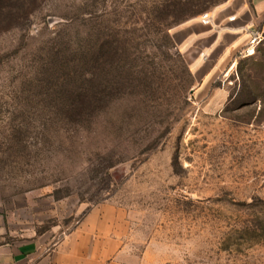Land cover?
Segmentation results:
<instances>
[{
	"label": "rangeland",
	"instance_id": "1",
	"mask_svg": "<svg viewBox=\"0 0 264 264\" xmlns=\"http://www.w3.org/2000/svg\"><path fill=\"white\" fill-rule=\"evenodd\" d=\"M250 4L38 0L7 11V229L61 237L107 207L141 264H264V39L251 56L240 55L246 44L184 45ZM196 56L207 64L194 75Z\"/></svg>",
	"mask_w": 264,
	"mask_h": 264
},
{
	"label": "crops",
	"instance_id": "2",
	"mask_svg": "<svg viewBox=\"0 0 264 264\" xmlns=\"http://www.w3.org/2000/svg\"><path fill=\"white\" fill-rule=\"evenodd\" d=\"M220 28L221 31H217L214 27L205 28V25H200L194 36L184 39L185 50L189 52L194 49L197 53L210 54L219 45L233 48L244 46L249 39L247 31L250 28L264 32V0H251L250 6L243 7L240 14L223 20ZM211 37L214 40L209 41ZM206 64L204 57L196 56L191 66L194 75ZM20 233L14 234L7 229L5 219L0 215V264L142 262L126 251L121 213L107 207L88 212L76 228L61 237L52 231L41 234L26 231Z\"/></svg>",
	"mask_w": 264,
	"mask_h": 264
},
{
	"label": "trees",
	"instance_id": "3",
	"mask_svg": "<svg viewBox=\"0 0 264 264\" xmlns=\"http://www.w3.org/2000/svg\"><path fill=\"white\" fill-rule=\"evenodd\" d=\"M37 3L38 0H0V24L13 18L12 15L6 14L7 11L17 9L28 13Z\"/></svg>",
	"mask_w": 264,
	"mask_h": 264
},
{
	"label": "built area",
	"instance_id": "4",
	"mask_svg": "<svg viewBox=\"0 0 264 264\" xmlns=\"http://www.w3.org/2000/svg\"><path fill=\"white\" fill-rule=\"evenodd\" d=\"M203 19L208 20L209 15L205 14L202 16ZM249 39L245 47L240 51L241 56H251L255 53V49L264 39V32L255 28H250L248 31Z\"/></svg>",
	"mask_w": 264,
	"mask_h": 264
}]
</instances>
